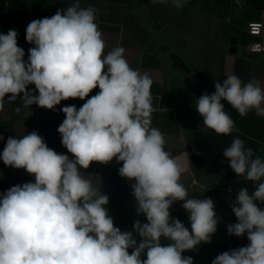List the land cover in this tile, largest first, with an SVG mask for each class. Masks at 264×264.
<instances>
[{
    "label": "clouds",
    "instance_id": "9594fccd",
    "mask_svg": "<svg viewBox=\"0 0 264 264\" xmlns=\"http://www.w3.org/2000/svg\"><path fill=\"white\" fill-rule=\"evenodd\" d=\"M171 2L182 8L185 0ZM95 13L77 0L51 17L31 21L25 39L34 47L27 61L17 31L0 33V109L5 98L11 102L23 94L26 105L54 111L61 101L85 100L99 88L79 109H61L65 119L57 130L71 158L50 148L36 131L7 139L0 159L26 170L35 182L0 193V264H194L182 253L211 242L219 223L215 204L211 198H188L180 182L188 153L170 154L164 134L152 127V79L130 67L123 47L104 54ZM222 101L240 116L252 110L264 116V87L228 75L215 82L214 93L196 100L204 127L217 135L239 131ZM223 156L238 177L253 185L252 191L238 190L230 205L237 222L227 225L230 236L246 235L249 243L218 254L211 264H264V208L258 206L264 203V158L239 137ZM114 158L122 162L118 174L135 181L136 212L146 217L130 231L114 225L109 196L80 171ZM176 201H183L190 228L171 216Z\"/></svg>",
    "mask_w": 264,
    "mask_h": 264
},
{
    "label": "crops",
    "instance_id": "0c3cea01",
    "mask_svg": "<svg viewBox=\"0 0 264 264\" xmlns=\"http://www.w3.org/2000/svg\"><path fill=\"white\" fill-rule=\"evenodd\" d=\"M76 2L0 0V33L17 31V43L24 49L27 61L28 50L34 47L25 39L27 25L35 19L51 17L57 10ZM78 2L82 8L96 9V23L106 45L104 54L123 47L130 67L152 79L155 109L152 127L164 134L165 150L170 154L188 153L181 161L186 171L180 180L188 191V198H209L216 190H222L233 195L235 201L240 188L252 191L251 182L238 177L229 167L223 151L233 138L239 137L255 155L264 158V116L256 115L255 110L240 116L222 101L239 131L217 135L204 127L195 106L198 97L205 92L214 93L215 82H222L228 75H236L244 82L256 80L264 87V53L253 55L248 51L252 43H264V38L250 35L247 28L250 22L264 23V0H185L182 8L174 7L171 0L166 3L159 0ZM34 87L30 85L29 91ZM98 92L99 88L94 89L85 100L61 101L54 111L35 104L26 105L23 94L11 102L5 98L0 109V136L4 138L0 140V154L10 136L21 138L36 131L50 148L71 158L57 130L65 119L61 109L68 105L79 109ZM120 167L122 162L117 163L114 158L108 164L93 162L88 169L80 171L109 196L107 207L113 206L119 213L116 227L121 231L126 227L132 230L136 220L144 223L146 217L137 215L131 188L135 181L122 178L118 174ZM26 182H35V177L24 169L5 166L0 159V193ZM258 206L264 208V203L258 202ZM248 243L246 235L236 237V248Z\"/></svg>",
    "mask_w": 264,
    "mask_h": 264
},
{
    "label": "rangeland",
    "instance_id": "374dc122",
    "mask_svg": "<svg viewBox=\"0 0 264 264\" xmlns=\"http://www.w3.org/2000/svg\"><path fill=\"white\" fill-rule=\"evenodd\" d=\"M211 195V194H210ZM215 204V212L217 217L219 218V223L217 225V231L212 236L210 243H201L197 246L195 251H185L182 253L184 256L193 257L194 264H203L208 263L211 264L212 260L218 255L225 251L236 249V236L229 235L227 233V225L231 223H236V217L231 210L230 205L234 203V196L228 194L222 190H216L212 196H210ZM183 201H176L170 208V213L173 218L179 219L185 226L190 228V224L188 221V214L185 213V210L182 207ZM111 208V209H110ZM109 214L113 217L114 225L116 226L118 220H116V216L119 213L114 209L113 206H108ZM127 223L124 225L126 226ZM119 225V224H118ZM124 231H130V228L126 227ZM162 243H168V241L163 240ZM131 249L129 252L131 253ZM146 257V256H144Z\"/></svg>",
    "mask_w": 264,
    "mask_h": 264
},
{
    "label": "built area",
    "instance_id": "2783aa9c",
    "mask_svg": "<svg viewBox=\"0 0 264 264\" xmlns=\"http://www.w3.org/2000/svg\"><path fill=\"white\" fill-rule=\"evenodd\" d=\"M248 32L250 35H254L257 38H264V23L261 21L250 22L248 25ZM248 51L251 54H262L264 53V43L262 41H257L252 43L248 47Z\"/></svg>",
    "mask_w": 264,
    "mask_h": 264
},
{
    "label": "trees",
    "instance_id": "16d2710c",
    "mask_svg": "<svg viewBox=\"0 0 264 264\" xmlns=\"http://www.w3.org/2000/svg\"><path fill=\"white\" fill-rule=\"evenodd\" d=\"M186 213V212H185ZM187 214V213H186Z\"/></svg>",
    "mask_w": 264,
    "mask_h": 264
}]
</instances>
